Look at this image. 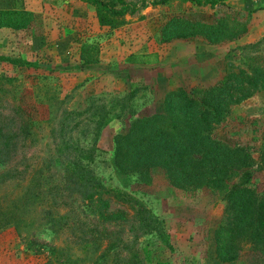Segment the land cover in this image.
I'll use <instances>...</instances> for the list:
<instances>
[{"label": "rangeland", "instance_id": "374dc122", "mask_svg": "<svg viewBox=\"0 0 264 264\" xmlns=\"http://www.w3.org/2000/svg\"><path fill=\"white\" fill-rule=\"evenodd\" d=\"M152 1L144 0L133 13L125 12L115 17L109 14L107 18L111 23L104 24L96 6L87 0H76L75 9L66 11L68 20L65 23H53L54 11L31 12L32 21L23 28L29 32L18 38L17 51L11 49L0 54V112L10 113L17 109L32 125L33 131L28 141L18 146L11 162L0 165V170L15 166L29 172L24 179L0 182V196L6 198L4 204L9 202L21 185L35 176L41 177L42 189L60 180L67 172L68 161L60 156L62 133L59 127L66 112L85 111L68 120L66 139L69 144L85 151L88 155L85 160L105 186L129 195L136 207L158 217L164 227L163 237L156 231L143 232L137 228L140 235L136 239L134 233L129 232L130 225L125 224L124 238L132 242L129 245L143 262L264 264V247L250 242L242 246L234 260L222 261L217 257L216 231L227 218V192L214 191L205 185L195 187L196 181L182 177L179 171L170 173L155 166L151 168L150 178L146 179L142 171H124L116 163L117 137L126 134L137 117L160 111L165 95L170 92L167 93L159 75L144 73L146 75L129 81L121 90L78 91L85 82L79 80L81 77L77 73L85 70L86 63L102 59L100 55L105 51L116 50L115 45L125 47L127 52L134 39L148 41L160 36L168 21L177 16L211 22L221 15L220 7L196 5L188 0H168L165 4ZM9 2L0 0V8H7ZM16 18L19 19V15ZM195 37L208 41L204 36L185 38ZM263 38L264 35L252 42ZM55 41L59 45L53 48L50 43ZM244 45L228 49L230 72L239 70L246 62L250 50L243 49ZM259 51H264V43ZM70 54L78 55L76 64L51 61L57 55ZM119 59L120 63L126 61L125 55ZM150 74L154 76L152 79ZM243 86L239 85L237 94L246 92ZM227 116L216 130L217 136L249 145L255 158L253 186L264 193V89L231 105ZM99 118L104 121L96 135L95 121ZM46 193H40L36 200L46 202ZM89 199L82 202L77 192L52 197L53 202L61 205L57 207L59 213L68 210L71 213L72 223L67 230L59 228L50 212H41L39 204H29L23 221L0 226V264H43L49 258L55 260L53 248L62 249L64 256L70 257L71 262L65 264H97L95 260L106 241L97 237V220ZM79 220L91 225L83 227ZM124 253L129 254L127 250ZM108 256H104L107 261Z\"/></svg>", "mask_w": 264, "mask_h": 264}, {"label": "trees", "instance_id": "16d2710c", "mask_svg": "<svg viewBox=\"0 0 264 264\" xmlns=\"http://www.w3.org/2000/svg\"><path fill=\"white\" fill-rule=\"evenodd\" d=\"M87 1L96 6L102 24L111 23L107 15L115 17L125 12L133 13L144 3V0ZM167 1L153 0L152 3L165 4ZM188 1L196 5H209L210 8L220 7L221 15L211 22L202 18L177 16L163 27L161 41L204 36L210 44H220L230 42L248 31L250 12L243 14L225 0ZM13 5V9L0 8V25L26 28L32 21V13L24 9L20 0H14ZM263 43L264 38L242 46L251 51L247 53L246 62L239 70L226 74L217 83L194 86L190 90L183 88L170 91L165 95L160 111L137 117L130 130L117 137L116 163L124 171H142L146 179H149L151 168L158 166L170 173L179 171L182 177L193 178L196 181L195 187L205 185L214 191L227 192V218L216 231L215 251L222 261L236 259L242 246L248 242L264 247V193L253 186L255 158L248 144L232 143L218 137L216 133L228 117L231 105L264 89V51H259ZM240 84L246 89L241 95L237 94ZM84 112H66L59 127L62 133L60 156L68 161L65 175L44 189L40 176L31 180L26 177L27 183L21 185V189L9 202L4 204L6 198L0 196V226L23 221L24 214L31 206L29 204H39L41 212H50L59 228L67 230L72 223L69 219L71 213L69 210L59 213L57 207L61 205L53 202L52 197L55 194L77 192L82 202L90 198L89 203L93 205L97 220V237L106 241L95 262L147 264L129 245L132 242L124 238V226L130 225L129 232L134 233L136 239L140 235L137 228L143 232L156 231L163 237L164 227L158 217L142 207H136L129 195L105 186L85 160L88 157L85 151L74 149L69 144L66 139L68 120ZM103 121V118L95 121L96 135ZM32 134V125L17 109H12L10 113L0 112V165L10 163L18 146L27 142ZM28 172L27 169L19 170L15 166L4 168L0 170V182L24 179ZM42 192H47L46 202L36 200ZM79 223L83 227L91 225L82 220ZM85 237H82L84 241ZM126 250L129 254L125 255ZM52 251L55 260L49 258L43 264L71 262L70 257L64 256L62 249L53 248ZM106 254L110 258L108 261L104 258Z\"/></svg>", "mask_w": 264, "mask_h": 264}, {"label": "crops", "instance_id": "0c3cea01", "mask_svg": "<svg viewBox=\"0 0 264 264\" xmlns=\"http://www.w3.org/2000/svg\"><path fill=\"white\" fill-rule=\"evenodd\" d=\"M7 7L14 8V0H9ZM24 9L29 12H55L53 23L63 22L68 19L66 11L75 9L76 0H20ZM225 2L241 11L250 12L248 31L230 42L210 44L202 37L176 38L163 42L156 35L148 41L134 39L127 52L125 47L115 45L116 50L105 51L97 62H88L84 71L77 74L84 84L78 90L98 92L103 89L110 91L121 90L129 81L141 78L144 73L159 75L164 80L169 91L178 89L190 90L194 86H210L230 73L228 62V49L232 46L244 45L255 41L264 35V1L263 0H225ZM65 15L63 16L62 14ZM29 32L25 29H15L8 25H0V54L8 50L17 51L18 38L22 33ZM54 36V31L50 34ZM11 41V42H10ZM56 47L57 41L50 43ZM123 48V49H122ZM128 48V47H127ZM125 55L126 61L119 62ZM78 55H57L51 61L60 63H74ZM112 62H108V61ZM150 74V79H152ZM157 78V77H156ZM158 79V78H157ZM158 81V80H157ZM153 82H155L153 80ZM162 84V81H158Z\"/></svg>", "mask_w": 264, "mask_h": 264}, {"label": "built area", "instance_id": "2783aa9c", "mask_svg": "<svg viewBox=\"0 0 264 264\" xmlns=\"http://www.w3.org/2000/svg\"><path fill=\"white\" fill-rule=\"evenodd\" d=\"M261 1V0H260ZM264 1V0H263Z\"/></svg>", "mask_w": 264, "mask_h": 264}]
</instances>
